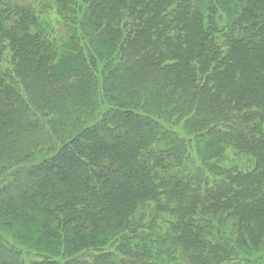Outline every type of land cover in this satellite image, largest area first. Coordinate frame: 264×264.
Returning <instances> with one entry per match:
<instances>
[{"label": "trees", "instance_id": "16d2710c", "mask_svg": "<svg viewBox=\"0 0 264 264\" xmlns=\"http://www.w3.org/2000/svg\"><path fill=\"white\" fill-rule=\"evenodd\" d=\"M0 264H264V0H0Z\"/></svg>", "mask_w": 264, "mask_h": 264}, {"label": "rangeland", "instance_id": "374dc122", "mask_svg": "<svg viewBox=\"0 0 264 264\" xmlns=\"http://www.w3.org/2000/svg\"><path fill=\"white\" fill-rule=\"evenodd\" d=\"M21 1H31V2H36V1H41V0H21ZM228 156H230L229 154H227ZM35 251H39L41 252L40 250H37V249H34Z\"/></svg>", "mask_w": 264, "mask_h": 264}]
</instances>
